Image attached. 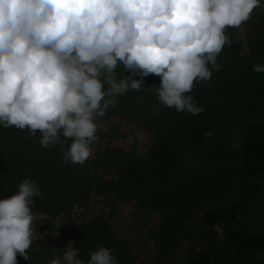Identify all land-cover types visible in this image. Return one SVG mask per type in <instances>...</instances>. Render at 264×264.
I'll return each mask as SVG.
<instances>
[{"label": "clouds", "instance_id": "clouds-1", "mask_svg": "<svg viewBox=\"0 0 264 264\" xmlns=\"http://www.w3.org/2000/svg\"><path fill=\"white\" fill-rule=\"evenodd\" d=\"M258 7L264 0H0V127L39 130L43 148L70 139L63 163L83 164L98 140L96 118L149 74L160 78L148 88L160 104L197 115L205 109L187 93L219 71L226 28ZM118 65L130 75L117 79ZM252 68L264 73V64ZM34 197L43 198L40 188L25 178L0 198V264H17V254L28 261ZM69 244L47 264H117L107 247L85 261Z\"/></svg>", "mask_w": 264, "mask_h": 264}, {"label": "trees", "instance_id": "trees-1", "mask_svg": "<svg viewBox=\"0 0 264 264\" xmlns=\"http://www.w3.org/2000/svg\"><path fill=\"white\" fill-rule=\"evenodd\" d=\"M120 67L123 68V65ZM240 74L229 78L217 72L211 75L209 82L202 81L198 91L212 88L214 106L207 109L202 105L205 110L197 115L177 113L174 108L165 106L154 113L156 91L148 89L151 86L149 75L142 78L140 90L129 89L126 94L119 95L123 103L119 104L121 109L117 113L128 115L126 121L132 120L136 128L121 129L122 123L118 121H96L99 141L91 145V156L83 164L63 163L62 150L71 143L70 139L62 137L60 143L43 148L38 139L41 135L39 130L32 137L26 129H4L10 133L5 132L0 137V166L9 163L13 170L21 171L23 177H29L39 186L43 198L38 197V204L35 202V209H32L34 215L44 212L68 218L73 199L84 198L85 194L100 197L109 207L105 216L93 212L87 214L72 238L64 236L63 229L52 227L48 220L34 219L37 239L26 250L28 261L17 254V264H43L45 260L54 258L53 253L57 255L69 242L74 244L68 247L78 248L79 257L85 261L89 259L90 251L104 246L112 250L117 264H134L132 248L123 236L118 235L111 221L118 211V199L123 202L134 199V204L141 206L155 204L161 215L159 229L165 233L162 235H172L178 232L180 216H189L199 209L210 191L216 190L209 188L210 182L203 174L184 162L179 155L180 150L192 152L195 156L191 160H220L225 165L237 167L252 180L264 176V118L254 130L244 134L236 149L237 160L228 159L224 144L214 137L228 130L223 122L237 121L243 115L240 109L243 85L236 78ZM133 78L141 79L138 75ZM222 81L223 84H219ZM207 83L213 87H208ZM140 95L151 99L152 106L146 104L147 110L136 104V97ZM198 105H201L200 102ZM213 113L219 116L211 117ZM209 114L208 121L197 118ZM227 117L232 119L226 120ZM133 129L145 136L151 135L145 157L133 153L135 144L128 140V134ZM207 130L212 132L210 137L204 135ZM173 173L176 175L175 183L182 186L181 192L185 191L182 192L186 199L184 204L176 203L163 188H159ZM251 181L242 186V191L250 198L258 196L264 200V184ZM146 185L150 186L149 189L143 187ZM17 191L18 186L8 194L13 195ZM2 197L5 195L0 189ZM247 215V211L236 203L211 206L201 211L199 219L203 224L213 226L220 221L221 245L204 240L187 257L185 264H264V232L253 228ZM151 235L150 238L153 237ZM156 243L159 245L158 240Z\"/></svg>", "mask_w": 264, "mask_h": 264}, {"label": "rangeland", "instance_id": "rangeland-1", "mask_svg": "<svg viewBox=\"0 0 264 264\" xmlns=\"http://www.w3.org/2000/svg\"><path fill=\"white\" fill-rule=\"evenodd\" d=\"M225 33L231 44L225 45L218 54L217 63L220 65V69L219 71H212V74L220 72L224 77L231 78V75L234 76V74L241 72V76L236 75V78H239L238 82L243 85L240 103L243 115L237 121H231V123L230 121L223 122V125L227 126L228 130L218 135L215 134L214 137L221 140V143L224 144L226 157L230 160H237L239 157L236 149H238L244 134L254 130L256 125L263 122L262 119L264 118V73H257L252 68L253 64H264V7L255 8L247 22L238 28H226ZM211 67L209 65L210 69ZM238 70L240 71L237 72ZM115 72L117 79L122 78L123 73L125 76L130 75L120 65L115 69ZM148 78L151 85L149 88L159 86L160 78L158 76L149 74ZM223 82L219 84L222 85ZM199 86H202V81L194 82L193 88L189 93L193 100L196 98L194 101H196L197 106L204 105L207 109L208 106H214V96L211 95L213 89L209 88L205 92H199L198 90H201ZM107 87L108 85H105V88ZM155 94L156 100H153V103H156L154 113H158V110L164 105L159 103L157 93ZM119 95L114 97V102L106 110L105 116L97 117L96 121H118L122 123L121 129L123 127L129 130L136 128L134 123H131L132 120L126 121L128 115L123 114L122 116L117 113L121 109L119 104L123 103ZM143 95L136 97L135 101L136 104L144 106L142 108L147 110L149 105H151V99ZM198 102L201 105H198ZM146 104L148 107H146ZM214 114L211 117L219 116ZM197 118L199 121H208V119L210 120V114L207 117L205 115ZM230 119L232 118L227 117L226 120ZM194 122L197 123L198 121ZM4 129L6 128L0 127V137L4 136L6 132ZM11 129L13 131L14 127ZM134 130H131L132 133L128 134L129 142H134L135 144L133 153L139 157H145L150 145L148 138L151 135L145 136L141 132ZM6 133H10V131ZM10 138L12 137L10 136ZM179 155L182 156L184 162L190 168L197 169L198 173L206 177L210 182L209 188L216 190L210 191L203 203L200 204L199 209L193 211L189 216H180L178 219V232L172 235H162L163 231L159 229L161 215L158 208L154 206L155 204L141 206L134 204V199L126 200L125 202L118 199V202H120L118 211L113 214L111 221L118 235L123 236L132 248V254L135 256L134 264H185L187 257L204 240L207 239L221 245L222 229L220 221H217L213 226H208L199 219L201 211L211 206L236 203L247 211L249 224L253 228L264 232V200L258 196L250 198L241 189L246 182L252 180L249 175L244 174L237 167L225 165L220 160H215V162H202L200 158L191 160L190 158L195 155L186 149L180 150ZM13 167L15 168V165ZM22 177V172L17 169L13 170L9 163L0 166V189L5 197L12 195L8 193L18 186L17 183ZM25 178L29 177H23V179ZM175 179L176 175L173 173L167 181L163 182L164 184L159 185V188H163V191L176 203L184 204L186 203V199L183 196L185 191L181 192L182 186L175 183ZM252 181L264 184V176ZM143 187L149 189L150 186L146 185ZM80 197L73 199L72 205L68 210V218L62 214L48 215L44 212H39L34 215L35 219L40 218V221L48 220L52 227L62 228L64 236L72 238L78 233L87 214L93 212L105 216L109 210L108 205L100 197H96L93 194H85L84 198ZM33 199L36 202L38 197ZM36 204L34 203L32 209H35ZM150 234L153 237L150 238ZM157 240L159 245L156 243ZM64 250L66 249H60L57 255L62 257ZM47 261L45 260L43 264H47Z\"/></svg>", "mask_w": 264, "mask_h": 264}]
</instances>
